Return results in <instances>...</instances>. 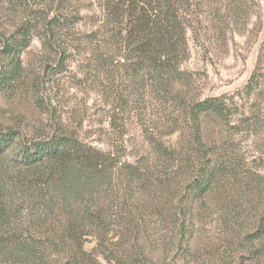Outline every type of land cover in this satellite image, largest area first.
<instances>
[{
  "label": "trees",
  "instance_id": "obj_1",
  "mask_svg": "<svg viewBox=\"0 0 264 264\" xmlns=\"http://www.w3.org/2000/svg\"><path fill=\"white\" fill-rule=\"evenodd\" d=\"M81 2L82 6L86 4L85 0H58V12L75 4L81 7ZM87 3L92 13L82 15L79 8L72 24L62 13L46 21L45 40L49 46L52 39L58 40L59 30L77 24L88 26L85 33L76 35V48L86 45L80 51L88 54L85 68L93 71L103 67L111 72L112 67L115 73L120 66L125 71L112 88L114 91L108 90L107 95H112L123 111L130 102L137 104L150 94L160 106L179 104L190 127L189 142L197 151L191 165L187 160L181 164L175 146L148 136L151 155L127 162L114 152L88 145L72 132L55 130L47 137L25 139L16 128L0 127V264H99L96 252H102L106 260L123 264L120 251L116 252L120 247H112L126 242L129 247L121 248L131 249L141 262V254L149 258L139 245L144 224L138 218L141 210L134 206L135 199L145 197L150 201L159 192L182 204L175 207V215L171 214L181 243L189 232L187 219L197 203L217 198L219 191L220 202L215 207L220 218L227 211H244L245 207L255 213L245 233L250 246L245 261L264 264V175L244 159L241 162L234 149L221 148L220 141L206 140L203 135L204 118L226 124L233 112L222 97L186 99L176 88L186 75L181 65L189 54V31L208 24L207 33H216L212 37H223L225 42L228 31L245 34L251 17L260 16L256 0ZM29 38L26 34L13 35L0 48V59L5 63L0 69L1 91L19 79L21 55ZM240 94L244 107L249 105L253 119L259 120L264 100V38ZM244 114V123L251 124L250 115ZM174 124L173 132L179 121ZM183 174L188 175L182 177ZM105 187L115 193L113 204ZM25 213L34 218L24 220ZM90 238L97 241L96 252L84 246Z\"/></svg>",
  "mask_w": 264,
  "mask_h": 264
},
{
  "label": "rangeland",
  "instance_id": "obj_2",
  "mask_svg": "<svg viewBox=\"0 0 264 264\" xmlns=\"http://www.w3.org/2000/svg\"><path fill=\"white\" fill-rule=\"evenodd\" d=\"M87 2L85 0L83 6L81 2V7L75 4L58 12V0H0V48L13 35L30 37L21 55L23 66L19 79L7 90H0V127L16 128L25 139L47 137L55 130L72 132L88 145L114 152L127 162L150 156L152 146L148 136H157L165 145L176 147L181 164L187 160L191 165L197 149L189 142L190 127L185 121L184 109H179L180 105L175 102L160 106L152 94L137 104L130 102L127 110L119 108L107 91L115 89L124 69L119 66L115 73L112 67L111 72L103 67L90 71L85 68L89 64L88 54L80 52L86 45L80 50L76 48L79 44L76 35L85 33L88 26L77 24L59 30L58 40L52 39V46L45 40L47 20L62 13L72 24L79 8L82 15L92 13ZM256 3L260 16L251 17L245 34L228 31L226 42L223 37L213 38L216 33H207L208 24L189 31V54L181 65L186 75L177 82L176 88L186 99L217 96L226 99L233 112L231 121L225 124L204 118L203 135L206 140L220 141L221 148L234 149L241 162L244 159L264 175V100L260 109L263 116L254 120L249 105L244 107L240 94L255 67L264 38V0H256ZM116 60L118 62V58ZM4 64L0 59V69ZM244 113L250 115L251 124L244 123ZM177 121L179 127L173 132ZM112 190L107 191L112 198L111 204L115 199ZM158 193L150 201L145 197L133 201L141 210L138 218L144 224L141 233L144 237L139 245L149 259L141 254V262H138L131 249H123L129 247L126 242L112 247L115 250L120 247L116 252L120 251L123 264H257L245 261L250 255L245 233L255 220L254 212H248L245 207L244 211H227L220 218L215 207L220 202L219 191L217 198L197 203L193 215L187 219L189 232L180 243L171 214L175 215V207L182 204L167 194ZM238 212L241 215L238 216ZM31 218L34 217L25 213L24 220ZM84 246L96 252L97 241L90 238ZM96 253L99 264H119L106 260L102 252Z\"/></svg>",
  "mask_w": 264,
  "mask_h": 264
}]
</instances>
